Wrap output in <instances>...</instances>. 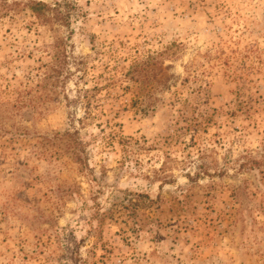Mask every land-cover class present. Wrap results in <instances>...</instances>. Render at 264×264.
Returning a JSON list of instances; mask_svg holds the SVG:
<instances>
[{
    "label": "rangeland",
    "instance_id": "obj_1",
    "mask_svg": "<svg viewBox=\"0 0 264 264\" xmlns=\"http://www.w3.org/2000/svg\"><path fill=\"white\" fill-rule=\"evenodd\" d=\"M30 1L0 0V264H264V0Z\"/></svg>",
    "mask_w": 264,
    "mask_h": 264
},
{
    "label": "trees",
    "instance_id": "obj_2",
    "mask_svg": "<svg viewBox=\"0 0 264 264\" xmlns=\"http://www.w3.org/2000/svg\"><path fill=\"white\" fill-rule=\"evenodd\" d=\"M28 7L43 21L58 20L63 22L64 20H69L71 17V8H75V4L68 0H55L53 3L42 0H31ZM257 162V160H254L253 164Z\"/></svg>",
    "mask_w": 264,
    "mask_h": 264
}]
</instances>
